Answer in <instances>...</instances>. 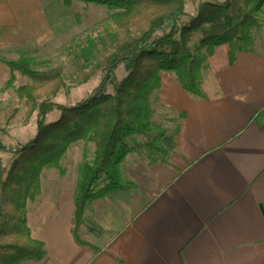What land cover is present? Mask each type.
Returning a JSON list of instances; mask_svg holds the SVG:
<instances>
[{
  "label": "crops",
  "instance_id": "crops-1",
  "mask_svg": "<svg viewBox=\"0 0 264 264\" xmlns=\"http://www.w3.org/2000/svg\"><path fill=\"white\" fill-rule=\"evenodd\" d=\"M56 1L0 0V92L12 78L1 54L50 47L67 34ZM255 41L232 64L228 45L216 49L204 98L163 73L151 100L153 121L168 132V156L152 164L138 148L126 157L130 187L86 211L79 229L86 246L73 235L85 154L72 172L59 171L65 181L49 198L42 177L27 221L46 255L29 264H264V32Z\"/></svg>",
  "mask_w": 264,
  "mask_h": 264
},
{
  "label": "trees",
  "instance_id": "trees-1",
  "mask_svg": "<svg viewBox=\"0 0 264 264\" xmlns=\"http://www.w3.org/2000/svg\"><path fill=\"white\" fill-rule=\"evenodd\" d=\"M61 1L65 7H106L112 14L105 34L117 30L122 38L110 46L98 68L99 86L75 103L53 101L67 86L62 68L43 72L34 68L32 58L1 59L12 73L5 90H16L26 107L25 121L35 117L37 131L14 147L0 140V264H29L45 257L44 243L28 225L27 207L42 194L44 171L57 169L64 175L62 161L80 142L95 146L93 160L80 168L75 195L73 235L86 246L79 236L86 211L96 200L130 187L121 172L126 157L138 148L152 164L168 156L163 144L168 132L153 121L151 100L161 89L163 73L173 74L185 91L204 98L202 81L216 49L228 45L232 64L238 53L254 51L255 32L264 29V0H190L197 8L194 14L187 13L186 0ZM119 68L127 76L110 93ZM95 72L83 75L89 78ZM17 75L30 84L15 87ZM55 111L59 118L48 122ZM5 131L0 128V135ZM134 136L145 137V143L130 145L128 139ZM3 154L15 157L9 169Z\"/></svg>",
  "mask_w": 264,
  "mask_h": 264
},
{
  "label": "rangeland",
  "instance_id": "rangeland-1",
  "mask_svg": "<svg viewBox=\"0 0 264 264\" xmlns=\"http://www.w3.org/2000/svg\"><path fill=\"white\" fill-rule=\"evenodd\" d=\"M224 1V0H222ZM187 2V13L194 14L197 10L196 6L190 0ZM61 0L56 1V7L64 17H62V25L67 24V30L62 36L58 34V41L52 46H43L42 48H33L20 54H6L1 56L10 61H18L22 58H32L34 60V68L43 72L50 71L55 68H62L67 77L66 88L62 90L56 97L54 102L60 104L75 103L80 101L101 82V73L98 68L103 66L105 55L110 53V46L122 38L121 34L115 30L105 34L104 27L108 23L111 12L104 6L87 5L84 3H76L72 7H65ZM60 13V14H61ZM264 17V14H263ZM256 31L255 33H257ZM264 32V29H262ZM66 35H68L66 37ZM199 40L195 38L192 43L194 45ZM38 48V49H37ZM94 69L96 72L92 77L86 78V74ZM127 73L123 68L116 71L115 83L108 87L110 93H114L115 85L120 83ZM30 84L27 77L17 75L15 87ZM26 107L24 103H20L14 88L0 92V128L5 129V133L0 135V140L6 145L17 146L20 142L30 140L37 131L36 119L30 122L25 121ZM59 118L57 111L53 112L48 122L56 121ZM146 138L143 136H134L128 139L130 145H141L145 143ZM94 144L80 142L75 144L68 154L65 156L62 164L63 170L72 172L73 163H78L80 158L85 154V161L91 162L94 158ZM3 164L7 169L11 167L15 157L10 154L1 155ZM85 161L83 163H85ZM63 162V161H62ZM57 169L44 171L43 190L44 196L50 197L52 192L58 191L60 183L65 181L61 179ZM36 202H29V207H34ZM2 218L0 217V222Z\"/></svg>",
  "mask_w": 264,
  "mask_h": 264
}]
</instances>
